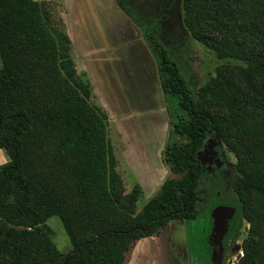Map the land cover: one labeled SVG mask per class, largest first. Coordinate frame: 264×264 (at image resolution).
I'll list each match as a JSON object with an SVG mask.
<instances>
[{"label":"trees","instance_id":"16d2710c","mask_svg":"<svg viewBox=\"0 0 264 264\" xmlns=\"http://www.w3.org/2000/svg\"><path fill=\"white\" fill-rule=\"evenodd\" d=\"M43 1L0 0V150L10 158L0 166V264H126L139 240L198 218V151L213 133L236 157L238 199L212 202L203 258L214 264L212 215L227 207L239 211L232 240L243 221L250 226L233 264H264V0H183L192 36L242 63L221 66L197 93L160 25L146 22L161 88L177 98L178 111L163 152L170 176L139 212L143 188L136 182L126 193L108 115L91 102L63 19ZM52 218L69 235L67 254L50 236Z\"/></svg>","mask_w":264,"mask_h":264},{"label":"rangeland","instance_id":"374dc122","mask_svg":"<svg viewBox=\"0 0 264 264\" xmlns=\"http://www.w3.org/2000/svg\"><path fill=\"white\" fill-rule=\"evenodd\" d=\"M64 1L44 0L43 2L48 12L56 20L60 21L66 12ZM117 2L120 3L125 12L129 13L138 22L136 23L142 30H144L143 25L145 26L149 20L156 21L160 25V38L170 50L172 57L180 64L190 87L195 93L212 78L216 77L218 68L221 66L227 63L242 64L240 61L233 59L219 58L213 51L192 36L184 23L183 0H117ZM69 20L67 18L68 24ZM72 55L78 71L85 72L84 67L86 68V66L78 60V55L74 50ZM156 63L159 64V61L157 60ZM162 77L163 74L160 72V78L162 79ZM82 78L85 79V76L83 75ZM91 102L99 107H103V102L97 99L93 90ZM161 102L165 107V110L162 112L165 121L162 124L160 140H155V143L158 142V144L156 147H149L147 149L150 150L149 155L151 157L145 155L146 149L143 150L145 153H142V151H138L139 149H136L132 144L136 140L142 139L147 141L142 133L140 134L141 138H134V134L126 133V121L130 117L124 119L122 116L113 115L103 108L109 118V135L115 150V156L118 159V171L123 178L126 193L131 192L135 183L133 171L131 173L126 168L128 155L131 159L133 157L138 165L143 162L141 160L147 157L156 167L161 166L164 168V175L166 177L170 176L168 166L164 161L163 152L169 139L174 138L171 121L178 111L177 98L165 94L161 88ZM127 141L130 143L128 144ZM198 157L203 165V171L199 180V194L204 199L199 207L200 214L198 218L189 222L182 221L175 224L173 226L175 229L174 233H170V230L163 231L157 240L150 238L149 241H144L134 252L130 264H138L144 257L145 264H184L186 262L184 259L185 249L187 250L186 257L188 254L187 264H206V260H204L202 255V248L205 244L204 233L207 228L209 208L216 199L220 202H234L238 199L234 190V181L237 178L236 176H238L234 167L237 160L235 155L227 150L226 146L214 133L200 145ZM9 160L10 158L7 153L0 150V166L6 164ZM144 167V164L140 167L141 172L145 178H148L149 171ZM131 170L133 169L131 168ZM153 190L147 187L145 195L137 204V212L141 211L143 206L153 197ZM222 209L226 212L236 211V217L238 218L239 211L227 207ZM219 217L222 222L221 224L225 223L229 225L231 230V220L223 216ZM48 224L51 227L50 236L59 251L63 254L69 253L73 249L72 244L60 219L52 218L48 221ZM249 227L246 221L241 223L240 228L236 230L237 238L230 243L227 254H223L221 264H224L225 261L226 264H233L241 260L244 256L242 242L248 236ZM230 230L228 234H230ZM261 236L259 234L258 237ZM219 239L216 227L214 226L212 235L210 236V244L213 247L212 262L214 264L220 261V258L216 257L220 251V246L217 244ZM182 240L186 244L181 247ZM224 242L222 240V245ZM236 247H240V249L238 250ZM143 253H145V256H142Z\"/></svg>","mask_w":264,"mask_h":264},{"label":"crops","instance_id":"0c3cea01","mask_svg":"<svg viewBox=\"0 0 264 264\" xmlns=\"http://www.w3.org/2000/svg\"><path fill=\"white\" fill-rule=\"evenodd\" d=\"M116 2L117 0H65L66 12L62 18L71 39L73 50L78 55V60L86 66L84 71L91 82L92 90L97 99L103 102V107H100L108 110L113 115H120L124 119L130 117L126 121V133L134 134V138H141L140 134L142 133L147 141L141 139L133 141L132 144L142 153H145L143 150L146 149L145 155L151 157L149 155L150 150L147 149L156 147L158 144V142L155 143V140H160L162 124L165 121L162 116L165 107L161 102V82L154 76L153 55L146 42L143 44L141 40L131 39L132 30H130L129 36L125 37V39H121L119 35L111 39V34L106 29V24L111 21V18H115L117 14H122L121 10L117 9ZM115 8L118 12H116ZM67 18L70 19V25L67 22ZM102 41L106 46L102 45ZM119 45L123 47H119ZM127 45L135 48L134 51H138L139 54L141 53V57H138V59L143 63L135 65L134 68L144 77L139 79L124 77V73L127 72L130 62H132L131 56L127 58L123 53V48ZM128 49L131 50L130 48ZM115 60L126 62L118 65ZM110 67H119L118 80L109 78L110 72L108 68ZM113 76L116 77V74L113 73ZM127 143L129 144L130 142L127 141ZM147 157L141 160L143 162L138 165L137 161L133 157L131 159L128 155L126 168L131 173L133 171L135 183L137 182L142 186L144 195L148 187L154 189V192H152L154 196L168 176L164 175V168L161 166L156 167ZM143 164L144 168L149 171L148 178H145L141 172L140 167ZM138 179H141L139 180L141 182ZM180 222L182 221H173L154 236L139 240L131 251L126 264H130L132 256L140 244L144 241H149L150 238L157 240L163 231L170 230V233H174L175 229L173 226ZM184 244L186 243L182 240L181 247ZM186 253L187 250L185 249L184 259L186 262L184 264H187L188 260V254L186 257ZM144 254L142 256H145ZM144 262L145 257L138 264H145Z\"/></svg>","mask_w":264,"mask_h":264},{"label":"flooded vegetation","instance_id":"af4514ba","mask_svg":"<svg viewBox=\"0 0 264 264\" xmlns=\"http://www.w3.org/2000/svg\"><path fill=\"white\" fill-rule=\"evenodd\" d=\"M116 7L118 10H121L120 15H116L115 18H111V21L109 23L106 24V29H108L109 33L111 34V39L116 38V36L118 37V35L120 36L121 39H125V37L129 36L130 30H132V34L130 35L131 39L134 40V38L141 40V42L144 44V42H146L147 47H149L150 51L152 52V57H153V61H154V76L156 77V79H159V82H161V78H160V65L158 63H156L157 58L153 53V50L150 48V46L147 43L146 40V29L145 26L143 25L144 30H142L140 27H138V22L136 20H134V18H132V16L125 12L123 10V8L120 6V3L116 2ZM115 8V10H117ZM118 10L116 12H118ZM117 18V20H115ZM137 22V23H136ZM103 46H106V44L102 41L101 42ZM117 43H119L117 41ZM119 47H123L122 45H119ZM128 48H130L131 50H129ZM135 48L131 47L130 45L126 46L125 48H123V53L124 55H126L127 58H129L131 56L132 58V62H130L129 65V69L127 70L126 73H124V77L127 78H141L144 77V75H141V73L134 68L135 65L137 64H142L143 62H140V59H138V57H141V53L139 54L138 51H134ZM114 58V57H113ZM138 60V61H137ZM114 61V60H113ZM117 62V64H122L124 62H120L118 60H115ZM114 63V62H112ZM108 71L110 72V76L109 78H115V80H118L119 77V67H110L108 68ZM116 74V77L113 76V73ZM118 73V75H117ZM140 73V74H139ZM237 221V217L234 218V220L231 223V230H230V234H228L227 238L224 240V254H227L228 250H229V246L230 243L233 242L234 240L231 239L232 233H233V229H234V224ZM236 249H240V247H236Z\"/></svg>","mask_w":264,"mask_h":264},{"label":"water","instance_id":"95a60500","mask_svg":"<svg viewBox=\"0 0 264 264\" xmlns=\"http://www.w3.org/2000/svg\"><path fill=\"white\" fill-rule=\"evenodd\" d=\"M236 211H224L223 209H217L214 211L213 213V218H214V226L216 227V231H217V234L219 235V240L217 241V244L218 246H220V251L219 253L216 255V257L218 256L220 258V261L217 263L215 262V259H214V262L216 264H221L222 263V260H223V254H224V248H223V245H222V240H225L228 236V233H229V230H230V227L229 225L225 224H221V220L219 219L220 217L219 216H223V217H226L227 219H230L231 220V223L232 221L234 220V218L236 217Z\"/></svg>","mask_w":264,"mask_h":264}]
</instances>
